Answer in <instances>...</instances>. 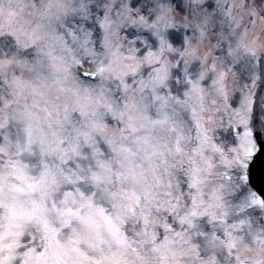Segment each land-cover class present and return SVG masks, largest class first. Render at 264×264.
Masks as SVG:
<instances>
[{"label":"clouds","instance_id":"clouds-1","mask_svg":"<svg viewBox=\"0 0 264 264\" xmlns=\"http://www.w3.org/2000/svg\"><path fill=\"white\" fill-rule=\"evenodd\" d=\"M207 2L180 0L181 12L172 0H142L126 9L132 19L124 27L135 30L129 37L96 34L99 11L107 15L116 0H0V42L11 39L15 48L0 49V264H51L54 246L71 250L75 264H193L184 258L183 234L159 244L152 239L153 217L175 207L173 201L182 206L180 184L195 188L198 200L212 193L210 149L193 127L215 128L213 100L194 90L186 74L214 41ZM253 5L243 17L232 16L237 26L251 16L252 27L225 53V64L235 61L228 74L255 77L258 88L264 83V0ZM181 28L198 43L185 36L184 49L173 46L168 32ZM29 49L31 58L20 55ZM161 53L170 55L160 59ZM85 64L87 77L80 71ZM141 93L150 98L147 108ZM97 136L108 148L102 156L93 148ZM100 169L102 188L93 179ZM84 197L110 214L117 206H135L119 221L127 248L108 233L93 243L85 225L66 221ZM247 236L226 246L225 264L232 255L233 264H264V232L252 228Z\"/></svg>","mask_w":264,"mask_h":264},{"label":"snow or ice","instance_id":"snow-or-ice-1","mask_svg":"<svg viewBox=\"0 0 264 264\" xmlns=\"http://www.w3.org/2000/svg\"><path fill=\"white\" fill-rule=\"evenodd\" d=\"M140 3V0H132L131 6L136 7ZM212 5H207V8H212ZM195 11V8H194ZM222 11L229 17L232 18L233 11L229 7H225ZM261 16H264V12L260 13ZM107 21L108 16L105 14L100 22L97 24V28L101 31L103 30L105 33L107 31ZM204 31H201V35H204ZM92 35L91 32L85 35L84 44L87 45L90 43L89 37ZM104 39H107V35L104 36ZM174 42H180L179 37H174ZM0 49L7 50V51H15L13 47V42L11 39H8L6 42H0ZM143 55V50L139 53ZM23 57L31 58V50H27L20 53ZM87 65L85 64L84 67L80 69L85 77L88 76ZM150 70L146 69L145 73L148 74ZM151 79H159V77H150ZM193 89L198 90L199 85L193 84ZM179 93L183 91L182 88L176 89ZM227 99V105L236 111V116L238 119H243L244 112H247L248 124L251 125L252 123L258 122L260 117H264V85H260L258 90L255 93H250V99L246 96H242L240 94H234L231 96L230 99ZM139 101L142 105L146 108L150 106V98L146 97L141 93L139 97ZM250 104V107L248 105ZM261 130L264 131V123L260 125ZM237 133H243L244 127L242 124H238L236 126ZM229 134L231 135V128L229 129ZM206 135V130H205ZM255 135V134H253ZM234 144L237 142L236 140L232 141ZM95 151L102 156L105 151L108 150L105 143H101L98 146L93 145ZM102 163V161H101ZM99 168V166H98ZM239 175V173H237ZM94 182L97 186L103 187L104 179H103V172L100 169L97 172V175L93 178ZM249 183L252 184L253 187H256L254 183H252L251 177H249ZM262 195H264V185H261L258 189ZM242 192L244 189L241 190ZM91 196H98L100 195L99 192H92L89 190ZM135 206L130 205L128 207L125 206H117L113 213L106 212L103 208H95L92 205L90 197H84L81 202V208L78 212L72 213L69 211L65 216V219L68 223H71L73 219L78 220L81 224L85 225L89 230V237L95 243L98 240L103 239L104 233H108L113 242L116 243L121 248L128 247L127 238L121 233L120 231V224L119 221L124 218V214L129 210H134ZM145 235L147 233L145 232ZM51 264H75V261L72 259V251L69 249L62 248L60 246H54V249L51 253ZM119 264V262H117Z\"/></svg>","mask_w":264,"mask_h":264},{"label":"rangeland","instance_id":"rangeland-1","mask_svg":"<svg viewBox=\"0 0 264 264\" xmlns=\"http://www.w3.org/2000/svg\"><path fill=\"white\" fill-rule=\"evenodd\" d=\"M131 2H132V0H130V1L121 0L120 3L116 2L114 4V11L112 14H110V16H111L110 21L112 22L111 31H115L117 28H120V26H122V24L124 23L126 17L128 15H131L126 11L127 8L136 9L138 7V6L132 7ZM252 4H253V2H252ZM122 5L124 7H122ZM203 7L207 8V5L203 6ZM207 9L209 11H212L211 8H207ZM149 19H151V17H149ZM249 20L248 19H246V20L242 19L241 24L239 26H237L235 20L225 21V20L221 19V24H218V26H217L216 20L214 19L215 26L213 27L212 31L215 33V38H214L213 43L216 44V42L221 41L218 38V35L222 34L221 29H219V28H223L226 34H230L232 36H235L234 44L237 45L239 42L237 37L242 35V33L246 30V28L252 27L251 24L250 25L248 24ZM161 35H162V33H161ZM168 35H169L170 42L172 43L173 46H175L176 42H174V38H172L170 36L169 32H168ZM226 43L230 44V41H227ZM176 46H179L181 48L179 43H177ZM137 47H140V45L138 44ZM138 55H140V54L138 53ZM164 55H167V53H161L160 56H164ZM192 70H194V68H192ZM175 75L180 76L177 72L175 73ZM89 151H90V149L88 147L83 148L84 153H88ZM235 193H236V191H234L232 198L229 197L230 201L233 203H234ZM217 213L214 214V216L216 218L214 219V217L212 216L211 220L205 219V216L198 217L199 221H198L197 226H196L197 229L192 231V236L196 235V238L200 237L201 240L206 242L207 248L202 250V254H203V257L201 260L202 262L199 263L197 260H194L193 264H210L211 263L210 257H213V255L211 254V252H206V250L210 251V245L212 244L211 240L215 236V233L217 232V228L222 227L223 226L222 224L226 221V219L230 218V216L232 214V208H230V209L226 208L225 210L219 211ZM169 217L172 218L173 220H175L177 218V212L176 211L171 212ZM167 218H168L167 214L162 217V222H164V224L170 223V221L167 220ZM158 223H159V221H158ZM203 226L207 227V229H204ZM157 227H158V229H160L158 224H157ZM229 227H231V226L228 225V226L224 227L223 235L226 234L227 228H229ZM189 230H191V229H187L186 231H189ZM231 230L234 234V237H236L242 233L241 229L238 227H232ZM231 230H229L227 232V235H231V233H232ZM186 234L189 236V234L187 232H186ZM199 247L201 248V246H199ZM215 249L221 250V248L218 245L215 247ZM200 254H201L200 250L197 249V256ZM190 255H191V257L193 256V254L191 252H190Z\"/></svg>","mask_w":264,"mask_h":264}]
</instances>
